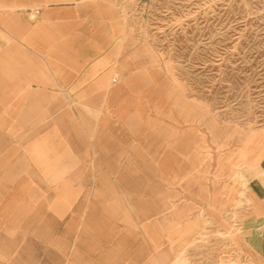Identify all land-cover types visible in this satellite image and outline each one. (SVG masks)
<instances>
[{
	"label": "crops",
	"instance_id": "1",
	"mask_svg": "<svg viewBox=\"0 0 264 264\" xmlns=\"http://www.w3.org/2000/svg\"><path fill=\"white\" fill-rule=\"evenodd\" d=\"M121 30L104 0H0V264H183L212 213L211 165Z\"/></svg>",
	"mask_w": 264,
	"mask_h": 264
},
{
	"label": "rangeland",
	"instance_id": "2",
	"mask_svg": "<svg viewBox=\"0 0 264 264\" xmlns=\"http://www.w3.org/2000/svg\"><path fill=\"white\" fill-rule=\"evenodd\" d=\"M104 1L119 39L156 68L174 123L195 133L201 166L211 165L212 213H197L183 264H264V138L247 140L264 135V0Z\"/></svg>",
	"mask_w": 264,
	"mask_h": 264
},
{
	"label": "built area",
	"instance_id": "3",
	"mask_svg": "<svg viewBox=\"0 0 264 264\" xmlns=\"http://www.w3.org/2000/svg\"><path fill=\"white\" fill-rule=\"evenodd\" d=\"M112 80H113V82H115L117 80V77L116 76L113 77Z\"/></svg>",
	"mask_w": 264,
	"mask_h": 264
},
{
	"label": "bare ground",
	"instance_id": "4",
	"mask_svg": "<svg viewBox=\"0 0 264 264\" xmlns=\"http://www.w3.org/2000/svg\"><path fill=\"white\" fill-rule=\"evenodd\" d=\"M247 140H248V139H247ZM248 141H249V140H248ZM249 142H250V141H249ZM247 143H248V142H247ZM247 143H246V144H247ZM251 154H252V153H251Z\"/></svg>",
	"mask_w": 264,
	"mask_h": 264
}]
</instances>
